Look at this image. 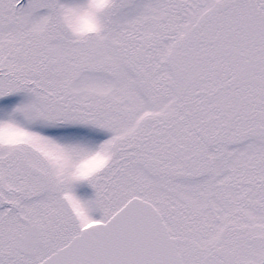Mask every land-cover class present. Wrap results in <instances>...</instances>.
I'll return each mask as SVG.
<instances>
[{"label": "snow or ice", "instance_id": "obj_1", "mask_svg": "<svg viewBox=\"0 0 264 264\" xmlns=\"http://www.w3.org/2000/svg\"><path fill=\"white\" fill-rule=\"evenodd\" d=\"M4 127L0 264H264V0H0Z\"/></svg>", "mask_w": 264, "mask_h": 264}, {"label": "clouds", "instance_id": "obj_2", "mask_svg": "<svg viewBox=\"0 0 264 264\" xmlns=\"http://www.w3.org/2000/svg\"><path fill=\"white\" fill-rule=\"evenodd\" d=\"M93 2L97 5V6H101L103 5V3L106 2V0H93ZM75 24L78 28H81V29H88L92 26V21L91 19L86 16V15H81L76 21H75ZM14 135H16V133L7 128V127H4V128H0V139H10L12 138Z\"/></svg>", "mask_w": 264, "mask_h": 264}]
</instances>
